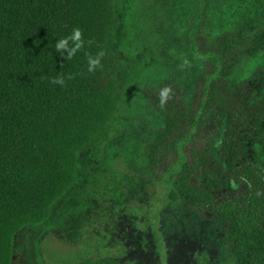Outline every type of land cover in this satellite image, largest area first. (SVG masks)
<instances>
[{
    "label": "trees",
    "instance_id": "trees-1",
    "mask_svg": "<svg viewBox=\"0 0 264 264\" xmlns=\"http://www.w3.org/2000/svg\"><path fill=\"white\" fill-rule=\"evenodd\" d=\"M119 4L120 0H0V264H12L17 233L45 222L76 185L82 172L80 154L106 144L123 124L111 55ZM187 4L179 31L186 32L185 51L204 71L200 92L192 115L187 106L176 104L171 92L163 106L160 93L145 94L152 109L164 117L149 146V164H156L159 151L183 126L199 130L221 103L219 145L226 157L213 174L204 172L200 184L193 176L203 160L184 163L169 179L167 201L206 208L225 220L236 263L264 264V175L251 165L237 167L241 146L236 139L245 121L221 101L226 97L222 85L230 77L228 59L241 42L232 31L245 16L264 13V0H217L213 6L211 0H186L183 7ZM76 27L83 31L84 48L66 60L55 44ZM101 51L102 67L88 72L85 52L95 57ZM61 72L63 87L50 82ZM262 86L263 81L257 82L256 90ZM253 103L246 122L264 116V109ZM230 178L241 180L245 193L217 201L216 194ZM145 186L142 178L123 175L107 192L130 202Z\"/></svg>",
    "mask_w": 264,
    "mask_h": 264
},
{
    "label": "rangeland",
    "instance_id": "rangeland-1",
    "mask_svg": "<svg viewBox=\"0 0 264 264\" xmlns=\"http://www.w3.org/2000/svg\"><path fill=\"white\" fill-rule=\"evenodd\" d=\"M212 6L217 0H211ZM186 0H120L111 37L120 89L122 126L110 141L80 154L76 185L53 207L48 219L23 228L14 239L12 264H237L226 235L227 223L206 208L169 204V179L184 163L203 160L194 174H213L226 157L220 145V103L195 130L183 126L156 156L149 146L164 117L152 109L146 93L170 88L177 105L196 108L200 71L185 51L179 21ZM232 34L240 46L228 59V83L222 85L231 112L241 118L237 167L251 165L264 175V116L248 121L258 102L264 109V13L245 16ZM231 74V75H230ZM263 81L261 90L256 83ZM123 175L142 178L143 194L130 202L113 196ZM123 191V189H122ZM124 192V191H123ZM245 193L230 178L217 201ZM121 199L120 201L118 199ZM129 202V203H126Z\"/></svg>",
    "mask_w": 264,
    "mask_h": 264
},
{
    "label": "clouds",
    "instance_id": "clouds-1",
    "mask_svg": "<svg viewBox=\"0 0 264 264\" xmlns=\"http://www.w3.org/2000/svg\"><path fill=\"white\" fill-rule=\"evenodd\" d=\"M71 42V46H70ZM89 45L93 43L92 39H89L87 41ZM85 40L83 36V31L79 28H73L72 33L67 37H62L57 41L55 44V49L57 52L62 54V58L66 60H70L75 56V54L84 48ZM66 54V55H64ZM85 55L87 57L88 61V72L94 73L97 68L102 67L101 65V58L103 57L104 53L101 51L96 54V56H92L91 54L85 52ZM69 79H72L71 76L68 77ZM41 79H48V77H41ZM54 85H65V80L63 77V73L61 72L56 77L52 78L50 81ZM171 92L170 88H164L160 92V103L161 106H163L167 99L169 98V93Z\"/></svg>",
    "mask_w": 264,
    "mask_h": 264
}]
</instances>
